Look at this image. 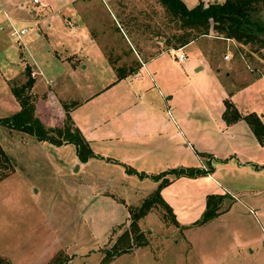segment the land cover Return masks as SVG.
Here are the masks:
<instances>
[{
	"label": "rangeland",
	"instance_id": "1",
	"mask_svg": "<svg viewBox=\"0 0 264 264\" xmlns=\"http://www.w3.org/2000/svg\"><path fill=\"white\" fill-rule=\"evenodd\" d=\"M47 1L52 10L59 7L64 13L74 14L65 4L66 0L60 4ZM38 5L23 0L21 12ZM162 15L160 48L168 49L175 42L172 34L180 30L176 28V21ZM59 16L57 13L51 20L52 32L47 38L30 27V23L21 37L11 35L12 28L0 27V116L15 111L12 103L17 100L10 87L25 80L24 66H29L30 75L35 78L30 61L41 69L44 78H51L61 69L59 60L51 54L52 46L57 49L73 40ZM238 48L241 50H231V56L235 54L251 72L264 76V46L247 43ZM145 52L149 55L154 49ZM117 68L122 71L127 66ZM92 73L95 75L96 69ZM86 81L89 90L97 84L90 74ZM36 84L40 81L36 80ZM130 84L123 81L124 86L119 90H128ZM85 85L74 78L60 83L63 95L73 98L88 89ZM43 92L40 87L33 88V84L30 87L28 95L34 107L40 99H45L41 98ZM146 94V100L153 106H164L156 89ZM44 103L46 109L52 105L50 101ZM167 104L168 113L183 128L171 101ZM207 107L197 102L192 108L193 117ZM132 114L130 110L126 112L128 116ZM46 115V120L53 125H62L63 116L60 118L54 112ZM200 119L193 123L195 134L200 132ZM145 136L124 139L123 149L118 151L108 147L114 156L112 160L98 156L90 148L94 154L83 163L77 160L71 142L57 146L0 124V145L7 156L6 162L0 159V173L10 170L0 179V264H56L52 261L56 255L60 264H99L104 248L128 227V206L138 205L157 185L158 181L150 174L180 166L207 167L217 163L221 175L213 173V177L236 195L245 191L247 195L242 192V203L235 202L218 217L193 227L191 223L204 210L206 194L222 189L204 173L176 177L168 173L170 181L160 187L159 194L171 208L177 224L171 221L169 212L154 204L137 220L147 243L133 247L135 251L114 256L106 264H264V142L257 140L259 148L256 149L258 146L253 140L235 143L190 136L191 144L184 147L180 144L182 138L174 135L168 140L159 131ZM243 155H248L250 161L246 162L250 168L247 164L238 165L237 158ZM228 158L230 163L225 162ZM248 191L255 193L250 196ZM231 201V197L223 195L217 210L223 211ZM255 207L263 213L252 209Z\"/></svg>",
	"mask_w": 264,
	"mask_h": 264
},
{
	"label": "crops",
	"instance_id": "2",
	"mask_svg": "<svg viewBox=\"0 0 264 264\" xmlns=\"http://www.w3.org/2000/svg\"><path fill=\"white\" fill-rule=\"evenodd\" d=\"M0 1L9 12L10 21L16 27H24L30 23V27L46 38L52 32L51 20L57 17V13L60 14L59 17L73 42L62 43L57 49L52 46L51 54L59 60L61 69L51 78H44L41 69L33 60L30 61L29 64L36 72L35 78L33 77V88L40 87L41 91L45 90L42 95L43 98L45 97L44 102L50 101L52 104V107L47 106V114L54 112L61 118L64 112L61 102L74 103L69 107L73 125L78 128L92 151L98 156L112 160L114 156L108 151L110 149L108 147L118 151L123 149L124 139H133L134 136L139 139V135L149 137L156 131H159V134L163 133L166 140L171 138V135L182 138L180 144L184 147L191 144L190 136H195L194 139L209 141L220 139L235 143L241 140H253L258 146L254 133L242 117L225 121L221 115L224 109L223 100L227 99L240 115L253 112L264 125V76L251 72L235 54V57L231 56L232 49H242L238 46H243L233 38L215 36L209 28L207 33L189 40L179 46L178 50L177 47L160 48L163 9L156 0L64 1L74 14L64 13L59 7L52 10L47 0H39L40 5L29 7L26 12H21L23 0ZM54 1L60 4L61 0ZM182 1L185 6L192 7L199 1L209 3L222 0ZM48 8L51 11L48 12ZM69 23L71 26L68 25ZM0 24L1 29L9 28L2 15H0ZM148 49H154V52L147 55L145 51ZM179 51L186 55L182 61L175 58V53ZM224 53L228 55L227 58H223ZM20 57L25 60L22 58V53ZM122 65H133L136 68L117 78L114 67ZM93 69H96L95 75L92 73ZM89 74L97 83L91 90L86 83ZM73 78L76 81L81 80L88 88L78 98L63 95L64 88L61 89L60 86L62 81ZM36 80H39L40 84H36ZM125 80L131 84L128 90L121 91L119 89L124 86ZM155 89L158 94L160 93V99L164 102L163 107L153 106L150 100H146V93ZM168 101H171L172 110L175 111L177 121L183 128H180L168 113ZM197 102L208 105L209 108L202 109L203 112L196 113L194 118L192 108ZM12 104L15 111L18 110L17 101ZM128 110L133 114L126 115ZM199 119L202 126L200 132L195 134L193 123ZM46 123L53 124L51 121ZM202 130H205V133H202ZM258 148L259 146L256 149ZM247 157L248 155H243L237 158L238 165L247 164L246 161H250ZM230 159L225 162L230 163ZM217 164L210 166L211 169L205 176L213 180L217 187H221L222 191L215 194L231 197L232 201L213 218L221 215L233 203H242L243 193L247 195L245 191L236 195L225 184H219L212 175L218 174L217 168L220 165ZM231 166L235 165L231 164ZM248 166L250 168V165ZM257 168L260 169V166ZM234 169L243 168L234 167ZM249 193L252 196L255 191ZM245 198L247 201L250 200V197ZM250 201L257 203L254 199ZM259 212L263 213L261 209ZM127 217L128 214L126 219ZM200 225L202 224L192 226ZM185 228L189 229V227Z\"/></svg>",
	"mask_w": 264,
	"mask_h": 264
},
{
	"label": "trees",
	"instance_id": "3",
	"mask_svg": "<svg viewBox=\"0 0 264 264\" xmlns=\"http://www.w3.org/2000/svg\"><path fill=\"white\" fill-rule=\"evenodd\" d=\"M161 6L168 19L177 22L180 32L173 33L174 44L172 48L179 47L198 35L205 34L209 28L215 36L231 37L239 44L256 43L264 46V0H222L220 2L203 3L199 1L192 7H187L182 0H156ZM115 66L116 76L120 78L124 74L133 71L136 67L127 66L126 70H120ZM25 68V80L20 85L10 87L12 95L19 104L18 110L10 115L0 116V124L10 129H17L29 133L37 140H45L54 145L71 142L75 148V154L80 161L93 155L87 140L73 125L69 115V107L72 102H61L63 112L62 125L47 124L45 118L47 109L44 106V99H40L37 107L30 102L29 89L34 78L30 75L29 66ZM43 98V96L41 97ZM224 109L221 113L225 121H233L242 117L249 125L259 142H264V125L258 116L253 112L240 115L230 101L223 100ZM35 111V113L33 112ZM37 110V112H36ZM0 159L7 161V156L0 145ZM207 167L180 166L168 170L152 173L149 176L158 181L157 185L136 206H128V227L123 229L113 243L104 248L99 264L108 263L114 256L131 250L135 246H142L147 243L144 233L139 228L137 220L142 217L154 204L163 207L171 214V221L175 224V218L169 205L159 194L160 187L170 181L166 174L171 173L173 177L189 174L208 173ZM129 170L127 169V172ZM10 170L0 173V179L6 176ZM222 194L208 193L205 197V207L201 216L195 219L191 225H199L218 214V205L221 202ZM59 255L52 258L53 262L60 264Z\"/></svg>",
	"mask_w": 264,
	"mask_h": 264
},
{
	"label": "built area",
	"instance_id": "4",
	"mask_svg": "<svg viewBox=\"0 0 264 264\" xmlns=\"http://www.w3.org/2000/svg\"><path fill=\"white\" fill-rule=\"evenodd\" d=\"M33 3H38L41 4V2L39 0H31ZM0 15H2V17L6 20L8 27L12 28L10 31L11 35H15L17 36H21L20 34H23L26 30L27 27H16L11 21H10V14L9 12L3 7L2 2L0 1ZM0 27L2 28V25H0ZM180 49V47H177L176 50ZM186 57V55L182 52L179 51L178 53H175V58L179 61H182L184 58ZM228 55L226 53L223 54V58H227Z\"/></svg>",
	"mask_w": 264,
	"mask_h": 264
}]
</instances>
